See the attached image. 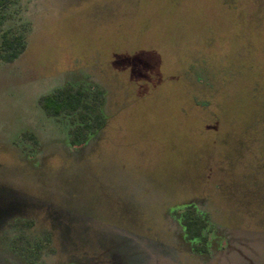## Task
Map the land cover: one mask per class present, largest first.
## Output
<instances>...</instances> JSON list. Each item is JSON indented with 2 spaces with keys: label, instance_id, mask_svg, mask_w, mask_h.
Masks as SVG:
<instances>
[{
  "label": "rangeland",
  "instance_id": "374dc122",
  "mask_svg": "<svg viewBox=\"0 0 264 264\" xmlns=\"http://www.w3.org/2000/svg\"><path fill=\"white\" fill-rule=\"evenodd\" d=\"M4 13L27 46L0 59V208L23 205L1 223L0 264H31L44 235L37 264L96 250L99 264H264V0H15ZM66 85L105 92L83 148L41 105ZM190 205L209 219L206 252L183 228Z\"/></svg>",
  "mask_w": 264,
  "mask_h": 264
},
{
  "label": "trees",
  "instance_id": "16d2710c",
  "mask_svg": "<svg viewBox=\"0 0 264 264\" xmlns=\"http://www.w3.org/2000/svg\"><path fill=\"white\" fill-rule=\"evenodd\" d=\"M14 1L0 0V59L5 61L18 58L27 46L26 36L22 31L2 28L7 18L4 10ZM104 95L102 88L66 85L44 95L41 98V105L49 116L70 119V140L71 143L78 144L87 140L104 125L106 119L102 111ZM181 218L187 238L194 242L192 245L195 252H206L210 235V223L206 214L190 205L183 211ZM41 246L37 244L32 263L39 257Z\"/></svg>",
  "mask_w": 264,
  "mask_h": 264
},
{
  "label": "flooded vegetation",
  "instance_id": "af4514ba",
  "mask_svg": "<svg viewBox=\"0 0 264 264\" xmlns=\"http://www.w3.org/2000/svg\"><path fill=\"white\" fill-rule=\"evenodd\" d=\"M70 131V130H69ZM92 136V135H91ZM90 136V137H91ZM90 137L87 139V140H85L84 142H82V143H78V144H73V143H71V141H70V146L72 147V146H77V147H79V148H83L88 142H89V140H90ZM23 207V205H22V203H20L19 202V200L18 201H16L13 205H10V206H8L7 208H0V228H1V223H2V221L5 223H7L10 219H12V218H18L17 217V213H19V212H21V208ZM10 218V219H9ZM20 218H21V216H20ZM5 223V224H6ZM20 225V227H21V229H22V231L25 233V231L30 227H32V225L31 224H28V225H25L24 227H22V225L21 224H19ZM4 226H6V225H4ZM20 227L18 228H16V229H20ZM184 228V227H183ZM27 235V234H26ZM30 237H32V238H35V236H30ZM38 238H40V239H38ZM52 237H50V236H47V235H44V236H37L36 237V240L35 241H33V242H36V243H34V245H33V249L35 250L36 249V247H37V244H41L42 246L40 247V253H42V249L47 245V244H50L51 242H52ZM100 241L101 240H99L98 239V236H95V241L93 240H87V241H85V240H83V241H80V238L78 237L77 239H76V241H75V245L77 246V245H80V244H84V243H86V244H94V246L95 247H97V245H95V244H99L100 243ZM80 249V248H79ZM96 249V248H95ZM85 256L83 257V259L85 260V261H81V263H83V264H99L98 263V261H99V255H101V252L100 251H93L92 253H91V255H89L90 253L88 252H85ZM73 256V257H72ZM70 260L71 259H79V258H77L75 255H71L70 256V258H69ZM146 262V260H144L143 262H142V264H146L145 263ZM31 264H37V262H35V263H32L31 262Z\"/></svg>",
  "mask_w": 264,
  "mask_h": 264
}]
</instances>
